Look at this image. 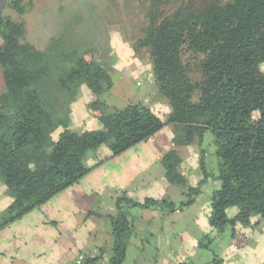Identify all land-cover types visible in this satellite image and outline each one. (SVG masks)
<instances>
[{
  "label": "trees",
  "instance_id": "1",
  "mask_svg": "<svg viewBox=\"0 0 264 264\" xmlns=\"http://www.w3.org/2000/svg\"><path fill=\"white\" fill-rule=\"evenodd\" d=\"M7 6L18 16L33 7L25 0H7ZM146 6L129 47L134 59L144 53L151 62L154 100L168 108L160 115L142 102L116 109L101 101L113 81L108 67L86 60L92 50L62 54L69 66H60L58 80L50 77V58L58 56L31 44L23 21L1 14L0 180L11 200L0 212V230L77 184L94 168L88 160L100 147L117 157L170 125L176 148L199 149L202 179L192 184L179 153L171 149L159 165L166 182L179 190V202L165 196L137 202L125 192L117 194L115 213L107 217L112 240L107 264L125 260L134 232L130 208L166 215L184 210L209 179L218 184L208 199L212 232L196 245L212 254L204 264H220L211 245L215 238L227 233L235 238L237 227H250L251 218L264 222V0H147ZM81 84L94 98L100 128L75 132L63 126L56 132L66 94ZM207 133L217 163L211 174ZM231 208L237 212L228 217ZM101 256L84 264H99Z\"/></svg>",
  "mask_w": 264,
  "mask_h": 264
},
{
  "label": "crops",
  "instance_id": "2",
  "mask_svg": "<svg viewBox=\"0 0 264 264\" xmlns=\"http://www.w3.org/2000/svg\"><path fill=\"white\" fill-rule=\"evenodd\" d=\"M129 55L132 58L131 53ZM132 67L135 68L134 65ZM147 74L152 78L151 73ZM150 85H140L144 91L141 93L144 99L142 103H145L151 92ZM164 108L159 111L166 113L168 108ZM172 138L171 127V132L165 137V145L156 142L157 150L149 139L117 157L101 153L103 147H100L94 157L88 160L89 165H95L94 168L74 186L79 188L83 181L93 186L89 188L88 194L81 193L78 198L80 203H53L52 209V203H46L0 230V264H76V256L81 248L102 254L101 258L108 261L112 240L107 217L115 213L113 202L117 194L125 192L137 202L163 196L175 203L179 202V190L166 182L164 170L159 165L160 157L171 149L179 153L182 164L189 170L192 184L196 185L202 179L199 174V149L196 146L195 149L176 148ZM128 160L132 162L127 164ZM117 161L125 164L117 166ZM206 163L208 172L215 173V157L210 154ZM108 164H113L114 172L103 169ZM192 171L195 173L192 174ZM206 184L202 194L191 206L173 214L166 215L156 209L130 208L128 213L133 219L134 232L128 239L123 264H177L183 260L195 264L208 263L212 254L199 249L196 243L204 233L212 232L207 222L210 212L208 199L218 184L211 179ZM8 205L0 203V212ZM22 220L30 226L19 225ZM16 223L18 227L14 231L12 228ZM49 227L52 231H48ZM262 238L264 223L258 218H251L247 230L237 227L235 238L231 239L228 233L215 238L211 243L213 254L221 260L220 264H264V246H259ZM76 247H81L78 252Z\"/></svg>",
  "mask_w": 264,
  "mask_h": 264
},
{
  "label": "rangeland",
  "instance_id": "3",
  "mask_svg": "<svg viewBox=\"0 0 264 264\" xmlns=\"http://www.w3.org/2000/svg\"><path fill=\"white\" fill-rule=\"evenodd\" d=\"M25 1H32L33 5L27 15L18 16L8 6L4 8L2 14L9 16L15 21H23L26 25L29 42L40 49V51H44L47 48L48 50H46L51 55L58 56L54 59L50 58V77L54 76V79H57L60 73V66H69V61H65L62 54L65 56L84 50H92L93 53L87 55L86 60L95 61L97 58L99 64L110 69L113 81V87L103 93L100 96V100L104 101L109 108L116 109H121L129 103L143 102L144 99L141 97V93L144 91L136 84L140 82L142 87H146L153 81L147 74V72L151 73V62L147 54L144 53H141L138 59H134L129 45L131 40L138 36L139 27L144 21L147 0ZM128 53H131L132 58H130V55L128 56ZM262 70L264 72V68ZM150 86L153 87V84ZM4 90L5 86L0 74V93ZM150 91V94L148 91L149 96L143 104L149 106L150 109L160 115L162 113L159 110H165V108L162 104L160 106L156 99L154 100L153 93L156 90L152 88ZM66 98L68 104L62 110L63 124L56 132L62 130L63 126L75 132L83 130L93 132L100 128L97 118L98 112L91 107V101L94 98L84 84L73 88L68 95L66 94ZM171 127L166 125L158 132L157 136L155 134V136L150 138L155 150H157L156 142L165 145V137L171 132ZM163 134L165 135L164 137ZM210 141H212L211 134L207 133L204 139V146L212 154L214 147ZM209 146H211L210 149ZM102 147L101 153L111 154L108 149L104 146ZM190 148L195 149V146H190ZM130 162L132 161L128 160L127 164ZM184 163L186 164L187 162L185 161ZM123 164L125 162L117 161V166ZM103 169L110 172L115 171L113 164H108ZM194 173L195 171H192V174ZM74 186L46 202L52 203L50 209L53 208V203H80L78 198L81 193L85 192L84 194H88L89 188L93 187L87 184L86 181H83L79 188ZM72 187H74V190H71ZM10 200L7 189L0 180V203H9ZM228 212V217H232L237 212V208H231ZM38 213L41 214V212ZM19 223L22 226H30L25 220ZM262 223L264 222L262 221ZM17 227L18 224L16 223L12 230L17 231ZM241 228L247 230L245 227ZM48 231H52L51 227L48 228ZM259 246H264V238L260 239ZM80 248L76 247V251ZM86 250L81 248L79 253H83Z\"/></svg>",
  "mask_w": 264,
  "mask_h": 264
},
{
  "label": "built area",
  "instance_id": "4",
  "mask_svg": "<svg viewBox=\"0 0 264 264\" xmlns=\"http://www.w3.org/2000/svg\"><path fill=\"white\" fill-rule=\"evenodd\" d=\"M140 85V82H137V86ZM95 255H98L96 254V252H89V251H85L83 253H79L77 256H76V260H75V263L76 264H84L85 260L88 259V258H93L95 257ZM108 261L105 259H100L99 261V264H107Z\"/></svg>",
  "mask_w": 264,
  "mask_h": 264
},
{
  "label": "water",
  "instance_id": "5",
  "mask_svg": "<svg viewBox=\"0 0 264 264\" xmlns=\"http://www.w3.org/2000/svg\"><path fill=\"white\" fill-rule=\"evenodd\" d=\"M7 0H0V16L2 14L3 8L5 6Z\"/></svg>",
  "mask_w": 264,
  "mask_h": 264
}]
</instances>
